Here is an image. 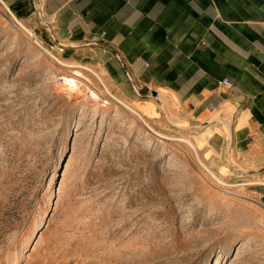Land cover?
<instances>
[{"label":"rangeland","instance_id":"374dc122","mask_svg":"<svg viewBox=\"0 0 264 264\" xmlns=\"http://www.w3.org/2000/svg\"><path fill=\"white\" fill-rule=\"evenodd\" d=\"M184 136L0 2V264H264L258 198Z\"/></svg>","mask_w":264,"mask_h":264},{"label":"crops","instance_id":"0c3cea01","mask_svg":"<svg viewBox=\"0 0 264 264\" xmlns=\"http://www.w3.org/2000/svg\"><path fill=\"white\" fill-rule=\"evenodd\" d=\"M0 2L264 209V0Z\"/></svg>","mask_w":264,"mask_h":264},{"label":"built area","instance_id":"2783aa9c","mask_svg":"<svg viewBox=\"0 0 264 264\" xmlns=\"http://www.w3.org/2000/svg\"><path fill=\"white\" fill-rule=\"evenodd\" d=\"M221 84L224 85L227 88H231V86H232L231 82L228 79H223L221 81Z\"/></svg>","mask_w":264,"mask_h":264},{"label":"water","instance_id":"95a60500","mask_svg":"<svg viewBox=\"0 0 264 264\" xmlns=\"http://www.w3.org/2000/svg\"><path fill=\"white\" fill-rule=\"evenodd\" d=\"M51 38H52V36H51ZM56 42V44H58V45H60V46H62L63 47V45H61V44H59L57 41H55ZM155 98H156V95H153ZM166 118V117H165ZM172 127H174V128H177V129H184V127L183 128H180V127H178V126H174V125H171Z\"/></svg>","mask_w":264,"mask_h":264},{"label":"bare ground","instance_id":"6f19581e","mask_svg":"<svg viewBox=\"0 0 264 264\" xmlns=\"http://www.w3.org/2000/svg\"><path fill=\"white\" fill-rule=\"evenodd\" d=\"M158 95H156V97H157ZM157 99V98H156Z\"/></svg>","mask_w":264,"mask_h":264}]
</instances>
